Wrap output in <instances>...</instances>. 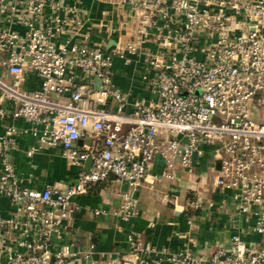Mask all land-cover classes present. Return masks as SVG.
I'll list each match as a JSON object with an SVG mask.
<instances>
[{"label": "built area", "instance_id": "obj_1", "mask_svg": "<svg viewBox=\"0 0 264 264\" xmlns=\"http://www.w3.org/2000/svg\"><path fill=\"white\" fill-rule=\"evenodd\" d=\"M113 1L124 12L104 49L89 38L92 19L75 3L0 0V100L13 102L0 133V196L14 210L0 226L16 233L2 242L8 264H95L94 243L75 246L60 236L77 196L112 172L127 184L116 215L128 221L137 214L133 191L153 159L164 163L158 180L175 177L177 165L191 175L203 145L212 147L218 206L231 209L228 223L248 228L209 253L157 246L132 229L119 264H264V0ZM115 57L147 64V97L115 84ZM30 70L39 79L34 88L24 86ZM6 114L0 104V118ZM24 134L36 140L27 154L59 147L78 166L75 178L23 184L9 150ZM249 230L261 236L257 244L241 238Z\"/></svg>", "mask_w": 264, "mask_h": 264}, {"label": "crops", "instance_id": "obj_2", "mask_svg": "<svg viewBox=\"0 0 264 264\" xmlns=\"http://www.w3.org/2000/svg\"><path fill=\"white\" fill-rule=\"evenodd\" d=\"M75 3L91 17L89 26L92 41L105 42L104 49L114 44L118 34L116 29L124 8L113 0H65ZM110 40L113 43L107 48ZM114 81L123 90L130 91L131 97H147L149 91L143 74L151 71L142 59L124 64L115 57L113 60ZM39 79L32 70L27 72L24 86L37 87ZM0 104L6 115L0 118V133L4 123L9 121V112L13 108L10 99L2 98ZM18 125H26L21 118L14 120ZM85 141H90L86 140ZM36 140L30 134L17 137L16 144L9 150V158L23 184L42 188L46 184L70 181L75 178L78 166L70 164L61 154L59 147L44 146L36 149L31 155L26 150L35 145ZM212 147L203 145L201 153L195 156V171L189 175L184 168L177 165L175 177L156 179L163 166L161 157L156 156L148 168L146 178L133 191L137 200V214L130 220H120L116 210L120 202V192L127 188L124 180L109 177L89 187L88 191L77 196L75 211L65 220L60 236L71 241L75 246L95 244L93 257L95 264H119L120 259L128 255L127 233L134 229L142 239H147L157 246L170 248L186 246L194 253H209L218 244L228 245L230 233L237 229L248 228L247 224L228 223L227 212L230 208H220L221 193L213 185L215 170L212 169ZM228 204H233L230 192H225ZM200 199V208L193 206L190 200ZM214 203L210 204L209 201ZM100 208L102 212L95 213ZM13 206L5 196H0V218L12 216ZM188 219L191 222H188ZM6 227V225L4 226ZM0 226V264H8V254L2 242L5 233ZM241 238L258 243L261 236L249 230ZM67 264H88L86 260L69 261Z\"/></svg>", "mask_w": 264, "mask_h": 264}, {"label": "water", "instance_id": "obj_3", "mask_svg": "<svg viewBox=\"0 0 264 264\" xmlns=\"http://www.w3.org/2000/svg\"><path fill=\"white\" fill-rule=\"evenodd\" d=\"M112 43H113V40H110V41L108 42V44L106 45V47L108 48ZM99 82H100V79H99L98 77H95V78H94V85H95L96 87H98V83H99ZM90 163H91V157L88 156L87 159L85 160V163H84L85 168H88L89 165H90ZM110 176H111V177H114L115 175L111 172V173H110Z\"/></svg>", "mask_w": 264, "mask_h": 264}, {"label": "rangeland", "instance_id": "obj_4", "mask_svg": "<svg viewBox=\"0 0 264 264\" xmlns=\"http://www.w3.org/2000/svg\"><path fill=\"white\" fill-rule=\"evenodd\" d=\"M132 230V229H131ZM128 234V233H127Z\"/></svg>", "mask_w": 264, "mask_h": 264}, {"label": "trees", "instance_id": "obj_5", "mask_svg": "<svg viewBox=\"0 0 264 264\" xmlns=\"http://www.w3.org/2000/svg\"><path fill=\"white\" fill-rule=\"evenodd\" d=\"M98 183V182H97ZM95 185V184H94Z\"/></svg>", "mask_w": 264, "mask_h": 264}]
</instances>
